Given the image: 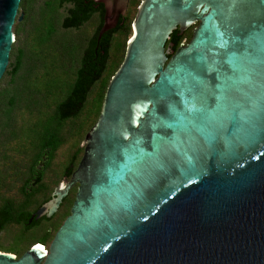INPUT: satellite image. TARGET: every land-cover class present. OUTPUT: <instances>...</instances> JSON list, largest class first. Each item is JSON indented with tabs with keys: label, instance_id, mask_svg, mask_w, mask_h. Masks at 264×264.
<instances>
[{
	"label": "water",
	"instance_id": "1",
	"mask_svg": "<svg viewBox=\"0 0 264 264\" xmlns=\"http://www.w3.org/2000/svg\"><path fill=\"white\" fill-rule=\"evenodd\" d=\"M19 1L0 0V78ZM127 1H82L96 41ZM129 26L76 169L22 225L77 184L69 214L0 264H264V0H140Z\"/></svg>",
	"mask_w": 264,
	"mask_h": 264
},
{
	"label": "rangeland",
	"instance_id": "2",
	"mask_svg": "<svg viewBox=\"0 0 264 264\" xmlns=\"http://www.w3.org/2000/svg\"><path fill=\"white\" fill-rule=\"evenodd\" d=\"M49 1L51 0H29V4L25 7L27 18L24 21H22L23 14L21 8L18 6L16 16L11 27L13 40H15V42L11 45L22 49L26 61L34 56L37 60H39L35 63L36 76L33 75L28 78L29 83L27 85L31 89H41L39 85L40 79L43 80L46 76L43 74L52 68V66L58 65L63 67L66 64V57L70 56L71 51L72 53L81 52L83 43L91 35L96 24L95 17H92L91 20L84 24V26L80 29H62L60 28V22L64 17L63 10L60 9L55 11L56 20H54L52 16V13L54 12L53 2L45 10H43L45 8V2ZM139 1L140 0H133L131 3L129 1L127 9L123 15L126 20L125 24L129 23L130 25V21L134 16L135 8ZM20 13L22 14L21 19L19 22H16V17ZM29 18L32 19L31 24L29 23ZM55 23L56 32L53 31V25ZM16 28L18 29L17 32L15 31ZM35 28L39 29L36 33L37 40L39 42L48 37L46 36L48 30H52V32L55 33V36H52L53 41L51 44L59 46L60 44L65 43L63 46L58 48V53L60 55L57 54L55 56V51L51 49L48 53H46L45 51H40L37 47H35V43L33 42L34 31L32 30H35ZM130 36L131 31H128V33L125 31L124 35L116 34L112 36L111 50H109L107 57L106 72L102 75L101 80H109L110 76L116 70L117 67L112 69L109 65L121 56V47H125V43ZM72 45H76L75 48L72 47ZM77 59L78 56H76L74 61L77 62ZM73 64L76 65V63ZM27 66L28 64H25L23 68L26 69ZM7 67L8 66H6L5 71L7 70ZM21 72L22 71H20V73ZM2 76L3 77H1L0 80V92L12 90L14 87L22 88L20 90V92H22L18 97L17 105L11 109L10 119L12 126L10 129H7V131L10 130L13 132L14 138L6 139L4 136L6 137L8 132H6V130H4V132L0 131V177L5 176L4 184L2 186L3 188H0V198L11 199L15 202H19L21 200V196L18 192V187L21 184L25 166L29 164L30 157L34 152L30 139L41 132L44 126V123L41 122L52 113L55 103L64 98L67 89L65 82L67 81V83H69L72 80V74L68 76L65 72L64 74H61V70L58 68H54L52 73L47 74V80L42 83V91L46 93V96L40 98V100L37 101L38 103L36 106H32L33 96L28 95V92L24 88L27 86L24 84L25 82L15 79V83L11 84L8 76ZM100 81L93 85L90 89L83 108L78 115L79 117H76V119L79 118L77 126L73 125L74 123H68V121L65 122L62 130L64 136H66L65 141L57 149L53 156V160L49 163L48 169L45 171L43 184L46 185V191L42 196L50 195L53 187L60 179L61 166L73 153L76 147L82 150L83 146H79V144L88 129L84 133L81 132V130L88 125V121H91L90 119L94 118L93 115H91V107L94 105L93 101L95 100L96 94L99 90ZM2 96L5 95L1 94V100ZM5 102L6 100H2V104L0 103V113L7 109ZM36 124L37 127H33ZM81 152L79 154H81ZM12 172H14L13 176L10 175ZM8 186L9 188H7ZM42 196L38 195L37 199L40 200ZM67 208V205L62 206L54 215L51 222L41 223L36 229L28 232L27 236L23 239L20 238V231L16 230L17 226H6L2 231H0V245L8 246L11 244L15 246L18 243H21L19 246H23L25 242L27 243L36 240L41 233L46 230V232H48V239L45 246H47L50 243L57 226L63 219ZM29 209H32V207ZM52 224L55 226H52Z\"/></svg>",
	"mask_w": 264,
	"mask_h": 264
},
{
	"label": "trees",
	"instance_id": "3",
	"mask_svg": "<svg viewBox=\"0 0 264 264\" xmlns=\"http://www.w3.org/2000/svg\"><path fill=\"white\" fill-rule=\"evenodd\" d=\"M82 1L84 0H51L49 2H45V8L43 10H45L53 2L54 12L52 13V16L54 20H56L55 11L60 9L63 10L64 17L60 22V28L62 29H80L84 26V24L88 23L92 17H95L96 24L91 35L83 43L81 52L79 51L72 53L71 51L70 56L66 57V64L63 67L58 65L52 66V68H50L43 74L46 75L45 79H40V83L38 82L41 89H31L27 85L29 83L28 78L33 75L36 76L35 63L39 60H37L34 56L26 61L22 49L15 47L14 45H11L10 47L8 64L6 65L8 66L7 70H4V74H2L9 77V82L11 84L15 83V79H19L25 82L24 84H26L27 86H25L24 88L28 92V95L33 96L32 106H36L38 103L37 101H39L40 98L46 96V93L42 91V83L47 80V74L52 73L54 68L60 69L61 74H64V72L65 74H67V76L72 74V80L69 83H67V81L65 82L67 89L64 98L55 103L52 113L41 122L44 123L41 132L30 139V143L34 148V152L30 157L29 164L25 166L23 178L20 186L18 187V192L21 196V200L19 202H15L11 199L0 198V231H2L8 225H15L17 226L16 230L20 231L19 235L21 239L25 238L28 232H30L31 230L36 229L40 225V223L51 222L52 218L54 217L53 216L50 220L41 219L37 222H32V224L29 226L22 225L23 218L33 213L34 210L49 197L42 196L46 191V185L43 184L45 171L48 169L49 163L53 160L55 152L65 141L66 136H64V133L62 131L65 122L68 121V123L71 122L72 124L74 123L73 125L77 126V121L79 118L76 119V117L80 114L90 89L93 85L101 80L102 75L106 72V64L108 59L107 57L109 54V50H111L112 36L116 34L124 35L125 31L126 33L130 31L129 23L125 24L126 20L123 17L119 20L118 23V25L121 23V26L117 30H110L104 33L99 38V41L96 44L97 31L100 27L101 21L94 6L88 3L84 4ZM132 1L133 0H130V3ZM28 4L29 0L19 1L18 6L21 8L23 14L22 21L27 18L25 7ZM29 23H32L31 18H29ZM55 26L56 23L53 25L54 32H56ZM17 30L18 29L16 28L15 31L17 32ZM32 30L34 31L33 42L35 43V47H37L40 51H45L46 53H48L51 49L55 51V56L57 54L60 55L58 53V48L63 46V44L65 43H62L59 46L51 44V42L53 41L52 36H55V33H53L52 30L47 31L46 36L48 37H46L41 42L37 40L36 36V33L37 31H39V29L35 28V30ZM13 42H15V40H13ZM75 46L72 45V47L74 48ZM95 47L96 50L94 49ZM123 50L124 46L121 47V56L115 62H112L111 65H109L112 69L118 67L117 65H119V63L121 62L124 53ZM76 56H78L77 62L74 61ZM73 63H76V65H74ZM25 64H28L26 69L23 68ZM20 71L22 72L20 73ZM107 81V79H102L100 81L99 90L96 94L95 100L93 101L94 105L93 107H91V115H93L94 118L90 119L91 121H88V125H86L83 130H81V132L83 133L86 132L87 129H89L98 115ZM21 89L22 88L14 87L12 90H5L3 92H0V103L2 104V100H6L5 105L7 109L3 110L0 113V131L4 132V130H6V132H8L7 136H4V138L6 139L14 138L13 132H11L10 130L7 131V129H10L12 126L10 112L12 107L17 105L18 97L22 92H20ZM1 94L5 95L2 96V100ZM33 127H37V124ZM80 152L81 149L76 147L73 153L67 158V160H65V163H63V165L61 166V175L62 173H64L63 171L69 169L70 164L76 163ZM42 157H45L43 167H36L37 163L41 161ZM13 174L14 172H12V174L10 175L13 176ZM4 179L5 176L0 177V188H3L2 186L4 184ZM7 188H9V186ZM38 195L42 196L40 200L37 199ZM31 207L32 209H29ZM52 226L55 225L52 224ZM47 239L48 232L44 230L43 233H41V235L34 241L37 242L35 244H46ZM30 242H25L23 246H19L21 243H18L15 246L11 244L8 246L0 245V250L13 252L19 255L22 251L27 249Z\"/></svg>",
	"mask_w": 264,
	"mask_h": 264
},
{
	"label": "flooded vegetation",
	"instance_id": "4",
	"mask_svg": "<svg viewBox=\"0 0 264 264\" xmlns=\"http://www.w3.org/2000/svg\"><path fill=\"white\" fill-rule=\"evenodd\" d=\"M129 1L130 0H128L127 1V6H128V4H129ZM84 4H87V3H84ZM83 4V5H84ZM127 6H126V9H127ZM126 11V10H125ZM125 13V12H124ZM124 15V14H123ZM124 16H122V17H120L119 18V20L121 19V18H123ZM119 20L117 21V24L115 25V27L114 28H112L111 30H117L120 26H121V23L118 25V23H119ZM100 25H101V22H100ZM110 31V30H109ZM106 33V32H105ZM104 34V33H103ZM102 34V35H103ZM101 35V36H102ZM99 41V40H98ZM98 41H96V44L98 43ZM95 50H96V47L94 48ZM81 151H83V147H82V150ZM81 155H82V152H81V154H80V156L78 157V159H77V161H76V163L75 164H70L69 165V169H67V170H65V171H63L64 173H62V175H61V177H60V179L62 178V176L64 175L65 176V180H69V178H70V176H71V173L76 169V166H77V164H78V161H79V159H80V157H81ZM45 156V155H44ZM45 161V157H42V159H41V161H39L38 163H37V166L36 167H43V162ZM60 179H59V181H60ZM58 181V182H59ZM57 182V183H58ZM57 183H56V185H57ZM55 185V186H56ZM54 186V187H55ZM76 188H77V184H74L72 187H70L69 189H68V191H67V194H66V196L61 200V203L59 204V207L57 208V211L62 207V206H64V205H67L68 206V208H67V211H66V213H65V215H64V217H63V219L69 214V208H70V206H71V204H72V202H73V199H74V195H75V191H76ZM51 193V192H50ZM50 196V195H49ZM41 205V204H40ZM39 205V206H40ZM38 206V207H39ZM37 207V208H38ZM36 208V209H37ZM35 209V210H36ZM34 210V211H35ZM57 211L49 218V219H47V220H50L56 213H57ZM41 219H45V218H39L38 220H36V221H34V222H37V221H39V220H41ZM63 219L61 220V222H60V224L62 223V221H63ZM32 224V223H31ZM31 224H29V225H31ZM41 224V223H40ZM59 224V225H60ZM28 225V226H29ZM59 225L57 226V228L59 227ZM56 228V229H57ZM56 231V230H55ZM55 233V232H54ZM54 235V234H53ZM35 243H37L36 241H34V242H32V243H30L29 244V246H31V245H38L39 247H41V248H43L44 247V249H47V247H48V245L47 246H45V244L43 243V244H35ZM28 246V247H29ZM27 247V248H28ZM26 250V249H25ZM24 250V251H25ZM23 251V252H24ZM0 252H3V253H8V254H11V255H13V258L15 259V258H18L22 253H20L19 255H17L16 253H13V252H7V251H2V250H0Z\"/></svg>",
	"mask_w": 264,
	"mask_h": 264
},
{
	"label": "bare ground",
	"instance_id": "5",
	"mask_svg": "<svg viewBox=\"0 0 264 264\" xmlns=\"http://www.w3.org/2000/svg\"><path fill=\"white\" fill-rule=\"evenodd\" d=\"M40 249H44V247L43 248H40Z\"/></svg>",
	"mask_w": 264,
	"mask_h": 264
}]
</instances>
